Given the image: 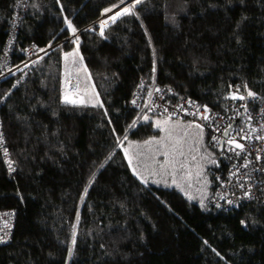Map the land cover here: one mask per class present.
Returning a JSON list of instances; mask_svg holds the SVG:
<instances>
[{
    "label": "trees",
    "instance_id": "trees-1",
    "mask_svg": "<svg viewBox=\"0 0 264 264\" xmlns=\"http://www.w3.org/2000/svg\"><path fill=\"white\" fill-rule=\"evenodd\" d=\"M16 2L0 0V63ZM119 2L30 0L18 26L12 64L30 42L52 49L0 81V211L16 213L0 264H264L262 201L216 209L212 184L197 203L144 181L122 148L154 133L156 116L131 106L143 78L213 109L233 90L264 102V0H140L101 31ZM72 29L96 103L63 98Z\"/></svg>",
    "mask_w": 264,
    "mask_h": 264
},
{
    "label": "built area",
    "instance_id": "built-area-1",
    "mask_svg": "<svg viewBox=\"0 0 264 264\" xmlns=\"http://www.w3.org/2000/svg\"><path fill=\"white\" fill-rule=\"evenodd\" d=\"M29 2L30 0L16 2L11 32L1 57L0 81L14 74L24 77L35 63L52 49H43L30 42L25 59L18 64H12L11 52L17 29ZM132 3L134 0H131L127 7L131 8ZM121 8L123 6L112 13H103L101 19H106ZM148 80H139L132 94L131 106L140 108L152 116L186 120L198 125L208 134L210 148L217 149L219 153V165L213 171V189L208 198L209 204L216 209L228 211L244 202L260 200L264 203V139H258L264 137V102L255 94L233 90L220 109H213L189 95L180 94L172 87L161 85L155 78L151 82ZM234 92L239 96L233 98ZM4 100L5 97L0 96V106ZM232 140L242 144L243 150L230 143ZM221 145L222 149H219ZM0 151L3 159L8 160L9 147L4 138L1 120ZM6 163L9 164V161ZM15 222L14 211H0V244L10 240Z\"/></svg>",
    "mask_w": 264,
    "mask_h": 264
},
{
    "label": "rangeland",
    "instance_id": "rangeland-1",
    "mask_svg": "<svg viewBox=\"0 0 264 264\" xmlns=\"http://www.w3.org/2000/svg\"><path fill=\"white\" fill-rule=\"evenodd\" d=\"M129 2L131 0H124L111 7V11H105L104 14L112 13L123 6L104 20L101 19L102 14L99 18L101 20L98 19L94 25L99 26L102 31L112 21L111 17L122 13ZM79 33L80 31L72 32L66 40L75 41ZM78 45L79 40H76L75 47L65 56L67 83L63 98L65 100L67 95L69 101L76 103H96L99 96L86 71ZM233 95L239 96L236 92ZM144 118L153 119L154 133L144 140L128 137L122 144L132 171L148 183L176 187L188 198L205 204L213 184L210 171L219 161L217 151L208 147L206 132L186 120L151 116ZM149 141L152 143H146Z\"/></svg>",
    "mask_w": 264,
    "mask_h": 264
},
{
    "label": "snow or ice",
    "instance_id": "snow-or-ice-1",
    "mask_svg": "<svg viewBox=\"0 0 264 264\" xmlns=\"http://www.w3.org/2000/svg\"><path fill=\"white\" fill-rule=\"evenodd\" d=\"M121 2H123V0H121ZM136 3H140V0H136ZM106 11H111V9H106ZM130 12H131V8L125 7L123 9V12L122 13H117L116 15H114L113 17H111V19L113 21H115L118 15H121V14H129ZM104 23H106V22H104ZM69 27L71 28V24H69ZM72 31L75 32V29H72ZM66 83H67V81H66ZM249 95H253V94L250 92ZM233 98H236V97H233ZM240 98L242 99L243 97H240ZM65 102L76 103V101H69L68 98H67V95L65 96ZM204 119H207V117H204ZM157 126L159 127V123H158ZM197 127H199V126L197 125ZM258 139H264V137H258ZM146 143H152V142L149 141V142H146ZM230 143L235 144V147L236 148H240L241 150H243V147L244 146L242 144L237 143L235 140L230 141ZM173 182L175 183V180Z\"/></svg>",
    "mask_w": 264,
    "mask_h": 264
},
{
    "label": "water",
    "instance_id": "water-1",
    "mask_svg": "<svg viewBox=\"0 0 264 264\" xmlns=\"http://www.w3.org/2000/svg\"><path fill=\"white\" fill-rule=\"evenodd\" d=\"M219 149H222V145L220 146V148Z\"/></svg>",
    "mask_w": 264,
    "mask_h": 264
},
{
    "label": "crops",
    "instance_id": "crops-1",
    "mask_svg": "<svg viewBox=\"0 0 264 264\" xmlns=\"http://www.w3.org/2000/svg\"><path fill=\"white\" fill-rule=\"evenodd\" d=\"M86 68V67H85ZM87 69V68H86ZM88 72V70H86Z\"/></svg>",
    "mask_w": 264,
    "mask_h": 264
}]
</instances>
